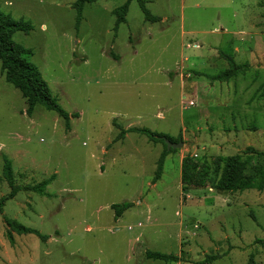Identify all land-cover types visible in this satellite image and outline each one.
Here are the masks:
<instances>
[{
  "label": "rangeland",
  "instance_id": "obj_1",
  "mask_svg": "<svg viewBox=\"0 0 264 264\" xmlns=\"http://www.w3.org/2000/svg\"><path fill=\"white\" fill-rule=\"evenodd\" d=\"M127 1L86 3L77 22L75 0H0L30 24L12 41L31 50L69 116L41 105L28 114L0 62V198L11 191L4 159L17 188L0 213V264H264V190L180 182L187 155L264 151V0H144L154 22L130 0L116 26ZM222 55L242 68L212 81L228 68ZM130 128L183 142L155 182L165 147ZM124 203L115 218L112 205Z\"/></svg>",
  "mask_w": 264,
  "mask_h": 264
},
{
  "label": "trees",
  "instance_id": "obj_2",
  "mask_svg": "<svg viewBox=\"0 0 264 264\" xmlns=\"http://www.w3.org/2000/svg\"><path fill=\"white\" fill-rule=\"evenodd\" d=\"M95 0H75L73 8L76 11V21L81 18V13L86 3L94 2ZM128 0L122 6L115 10L116 26L125 21V15L128 7ZM140 9L144 13L145 19L151 22L157 21L158 18L153 17L145 7L144 0H137ZM30 24L24 21H15L10 15L0 11V62L5 81L16 88L27 103V113L31 114L36 105H41L47 110L55 111L59 117L68 123V114L57 104L52 98L49 88L42 78L38 68L27 60V57L32 54L30 49L14 43L12 34L18 31L28 32ZM228 63V68L219 72L216 75L208 76L212 81H227L240 72L238 66L231 56L222 55ZM68 126V124H66ZM127 132H137L143 134L151 142H162L165 149L157 162V170L153 182L159 179L162 173L163 162L165 156L171 150L166 149L164 138L170 141H179L181 138L172 140L168 136L155 134L147 129L130 128ZM124 132H121V135ZM256 162L253 163V159ZM180 182L183 190L190 188H205L210 186L220 192H236L244 190H264V151H256L253 148L247 149V155H231L217 156L208 160L207 158H195L185 156L181 160ZM3 177L7 180L11 187V191L4 197L0 198V213H2L4 202L8 198H12L17 190L13 186V176L10 162L4 159L2 169ZM45 184V183H44ZM41 186H36L33 189L42 192ZM130 207V204L124 203L120 205H112L115 211V218H118L122 213ZM7 226L13 232L19 235L35 234L41 240L45 237L38 231L30 228H25L18 223L6 220ZM264 247V241H258ZM148 258L155 260H163L165 262L178 261L177 256L165 255L158 252H146Z\"/></svg>",
  "mask_w": 264,
  "mask_h": 264
},
{
  "label": "water",
  "instance_id": "obj_3",
  "mask_svg": "<svg viewBox=\"0 0 264 264\" xmlns=\"http://www.w3.org/2000/svg\"><path fill=\"white\" fill-rule=\"evenodd\" d=\"M164 140V142H165V144H166V149L169 151V150H171V149H180V148H182V146H183V142H182V140H179V141H177V142H171L170 140H168L167 138H164L163 139Z\"/></svg>",
  "mask_w": 264,
  "mask_h": 264
}]
</instances>
